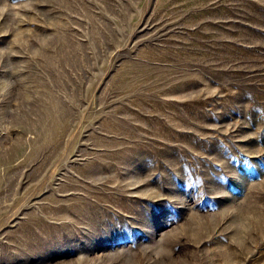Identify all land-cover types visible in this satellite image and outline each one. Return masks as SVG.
<instances>
[{
  "label": "rangeland",
  "instance_id": "1",
  "mask_svg": "<svg viewBox=\"0 0 264 264\" xmlns=\"http://www.w3.org/2000/svg\"><path fill=\"white\" fill-rule=\"evenodd\" d=\"M0 264H264V0H0Z\"/></svg>",
  "mask_w": 264,
  "mask_h": 264
}]
</instances>
